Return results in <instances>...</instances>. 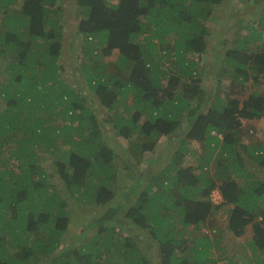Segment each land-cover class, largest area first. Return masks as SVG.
<instances>
[{
	"label": "trees",
	"instance_id": "16d2710c",
	"mask_svg": "<svg viewBox=\"0 0 264 264\" xmlns=\"http://www.w3.org/2000/svg\"><path fill=\"white\" fill-rule=\"evenodd\" d=\"M222 1L75 0V37L66 45L62 0H0V44L12 51L4 64L8 82L0 84V264H152L136 231L156 240L159 264H264V179L250 180L239 150L264 170V144L245 145L240 133L242 119L264 118V0H248L261 5L259 15L237 28L245 37L229 41L219 60L218 83L228 74L230 87L252 90L245 99L208 101L189 54L205 52V21ZM69 47V66L81 68L105 120L63 76ZM100 55L113 59L99 64ZM79 56L94 58L77 65ZM57 114L69 122L56 130L46 117ZM108 125L129 138L130 153L146 165L122 191ZM58 130L68 135L61 155ZM41 148L57 152L63 187L46 181L54 173L40 165ZM215 188L231 205L227 230L239 237L251 225L241 254L224 247L225 232L209 224L223 205L210 200ZM116 195L110 215L122 212L130 223L103 226V215L90 222L98 225L91 240L61 245L68 199L104 206Z\"/></svg>",
	"mask_w": 264,
	"mask_h": 264
},
{
	"label": "rangeland",
	"instance_id": "374dc122",
	"mask_svg": "<svg viewBox=\"0 0 264 264\" xmlns=\"http://www.w3.org/2000/svg\"><path fill=\"white\" fill-rule=\"evenodd\" d=\"M112 2L116 0H110ZM233 0H223L222 3H220L217 7L213 9V13L210 16L208 20L205 21L206 24V48L205 52L202 53H194L193 55L189 54V57L193 59L196 63L195 67L198 70V76L201 79V84L203 85L204 91H206V97L208 101H211L212 99H218L223 98L225 100L226 96L227 98L229 96L232 97H240L241 99H245L247 97V94L252 90V88H241L239 86L233 85L230 87L229 85V79L228 74L225 75V77L221 78V83L217 82L218 78V71L221 68H224L222 64L219 65V60H223L222 50L226 45H230V42H233V39L238 36H244L245 32L242 29H239L237 32V28L241 27L240 25L244 24L247 19L256 20L257 16L255 13L259 15V9L261 8V5L258 3L256 6L253 2L244 0L243 3L238 2L237 0V14L233 15L232 13L235 11L232 10V6H230V3H232ZM19 3L13 5V8H17ZM62 5L65 8V12L62 16V22L65 23L64 26V38H65V44L68 43V45H71L72 38L75 37L74 30L76 29V21L74 19V8L76 7L75 0H62ZM1 14V13H0ZM0 18H3V14L0 15ZM3 22V20H2ZM255 23V22H253ZM5 31V30H4ZM3 28L1 33L4 32ZM2 35V34H1ZM78 39V38H76ZM67 45V44H66ZM228 45V46H229ZM227 47V46H226ZM259 48L258 46L254 49H252V52L257 51ZM1 51L5 52L4 54L0 55V59L2 61L0 62V84L3 82H8V75L6 72H4V64L7 62V59H11L12 57V51L6 50L5 48L1 47L0 44V54ZM64 55L63 58H61V62H65L66 64V70L63 71V76L67 79L68 82H70L73 86H76V88H80V92L83 95H88L89 99L86 102L87 106L92 107L95 112H100L101 116L106 118L105 111L106 108L102 105V103L99 100V97L97 94H95L94 91L90 90L83 78V72L81 68L78 66L76 68H73L69 66L71 55H74L75 50H71L70 47L68 49H64ZM93 59L94 56H79L76 59L77 65H81L82 61H88L90 59ZM113 59V57L108 55H100L97 58V63L103 64L106 63L108 60ZM169 62H167V65ZM111 67H107V71L110 73L113 69ZM226 72H229L227 70ZM186 78V77H183ZM79 84V85H78ZM249 82L246 83L248 85ZM180 90L182 89L181 84H179ZM4 104V101L2 98L0 99V106ZM195 105L194 101L191 102L190 108ZM119 110H122V108H119ZM123 112V111H122ZM120 112V113H122ZM124 113V112H123ZM47 111H42L40 113V116H46ZM38 115V112L36 113ZM144 119V115L141 116L140 121ZM240 126L242 127L241 130V141L245 145L250 144H264V118L260 119H242ZM68 123L69 120H65L64 118L60 117L58 114L52 117H46V123L47 125H52L55 127V129H59L62 124ZM110 126H112L110 124ZM108 125V131L106 132V136L108 139L109 145L112 147V149L115 151L117 159V166L116 169L117 174L115 177V182H117V185L120 187V191L124 190L126 185H128L132 179L134 178L135 171L134 169H137L138 171H143V168L146 166L145 162L142 160L140 161V157H135L133 154L130 153V141L129 138L124 137L120 133L117 132L116 129H112ZM59 131L58 140L56 141L58 146V151L61 155V153L68 149L69 146L65 143H63V140L68 137L67 134H65V131ZM75 136V135H70ZM219 136V134H218ZM162 139V138H161ZM251 142V143H250ZM248 143V144H246ZM250 143V144H249ZM194 147H196V144L193 143ZM198 149V145H197ZM41 166H45L48 168L49 172H53L54 176L49 178H46V181L48 182H55L58 184V187H63L60 179V173L58 171V164L56 163V154L57 152L51 151L48 152L47 150L41 148ZM240 155L242 158H244V163L246 165V170H248L252 174L251 179H264V170L261 166H258L257 162H253L254 160H251L247 155H245L244 150L240 147ZM167 154L162 155V157L166 160ZM155 157L154 154H146V159H153ZM130 159L132 164L135 162L137 163L136 168L134 167L136 164L128 165L127 163H124L125 159ZM162 159V160H164ZM60 161H63L62 159H59ZM58 161V160H57ZM191 163H194L192 159H189ZM67 164V163H66ZM195 165V164H193ZM131 166V167H130ZM159 167V166H158ZM158 167H154L153 170L157 171ZM71 169V167H68ZM142 169V170H141ZM144 178H150V175L146 173L144 175ZM215 192L216 195L212 196L210 195V200L213 203H220L223 204L224 200L217 189H213L212 193ZM69 196V194H68ZM134 198V197H133ZM119 201L118 196L116 195L108 204L104 206H97L94 202H87L86 201H80L78 203L74 202L72 199H68L67 203V211H68V218L69 223L67 226V231L65 232L63 236V240L61 242V245H67L69 242H72L74 240L75 245H81L85 241L91 240L95 235H97V228L98 225H91L90 222H92L94 219L102 217L105 215V222L103 223V226H117L120 229H123L122 226H126V224L130 223V220H127L126 218H123L122 212H118L116 215H114V218L110 215V208L109 207H115V203ZM231 205H221L220 208L214 211V213L209 217V224L215 225L216 231H224V240L223 244L224 247H227L229 249H234L233 251L239 252L238 254L243 253L244 247L242 245L246 243V241L250 238L252 235V229L251 225H247L243 235L239 237H234L230 231L227 229V217L229 213ZM115 219H119L121 223L116 222ZM124 224H123V223ZM209 227L204 228L202 231L209 232ZM133 229V228H128ZM190 229L192 227L190 226ZM145 232V231H144ZM71 237V240L68 239V237ZM133 236H136V240L139 241L140 247H141V255L146 259H152L150 260L152 264H159L158 260H156V256L160 253L158 251V243L156 240L150 237V235L145 232H134ZM221 252L215 251V255L220 254ZM228 255L231 254L228 251L224 252ZM157 254V255H156ZM43 261H39L38 264H44ZM224 261H219L218 264H223ZM36 264V263H34Z\"/></svg>",
	"mask_w": 264,
	"mask_h": 264
},
{
	"label": "built area",
	"instance_id": "2783aa9c",
	"mask_svg": "<svg viewBox=\"0 0 264 264\" xmlns=\"http://www.w3.org/2000/svg\"><path fill=\"white\" fill-rule=\"evenodd\" d=\"M211 195H212V196H214V195H216V193H215V192H213V193H211Z\"/></svg>",
	"mask_w": 264,
	"mask_h": 264
},
{
	"label": "clouds",
	"instance_id": "9594fccd",
	"mask_svg": "<svg viewBox=\"0 0 264 264\" xmlns=\"http://www.w3.org/2000/svg\"><path fill=\"white\" fill-rule=\"evenodd\" d=\"M216 189V188H215Z\"/></svg>",
	"mask_w": 264,
	"mask_h": 264
}]
</instances>
